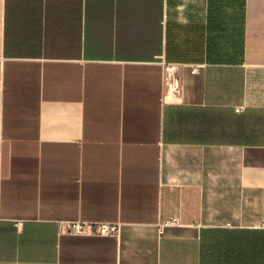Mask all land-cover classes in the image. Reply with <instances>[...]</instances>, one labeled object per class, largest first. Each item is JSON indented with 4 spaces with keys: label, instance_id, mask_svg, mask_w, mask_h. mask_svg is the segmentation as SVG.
Returning a JSON list of instances; mask_svg holds the SVG:
<instances>
[{
    "label": "crops",
    "instance_id": "0c3cea01",
    "mask_svg": "<svg viewBox=\"0 0 264 264\" xmlns=\"http://www.w3.org/2000/svg\"><path fill=\"white\" fill-rule=\"evenodd\" d=\"M263 220L264 0H0V264H264Z\"/></svg>",
    "mask_w": 264,
    "mask_h": 264
},
{
    "label": "built area",
    "instance_id": "2783aa9c",
    "mask_svg": "<svg viewBox=\"0 0 264 264\" xmlns=\"http://www.w3.org/2000/svg\"><path fill=\"white\" fill-rule=\"evenodd\" d=\"M168 86L170 89L178 90L180 88V82L176 79L174 71L169 68L168 72ZM264 226V220L261 224ZM59 230L61 232H68L72 234H101L107 235L116 233L118 231V225L114 223H101V222H90L80 220H70L59 222Z\"/></svg>",
    "mask_w": 264,
    "mask_h": 264
}]
</instances>
